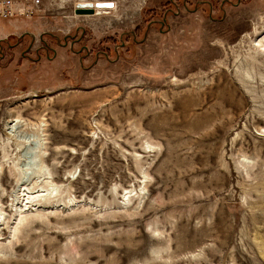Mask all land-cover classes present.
Returning <instances> with one entry per match:
<instances>
[{"label": "rangeland", "instance_id": "obj_1", "mask_svg": "<svg viewBox=\"0 0 264 264\" xmlns=\"http://www.w3.org/2000/svg\"><path fill=\"white\" fill-rule=\"evenodd\" d=\"M165 1L0 19V264H264V0Z\"/></svg>", "mask_w": 264, "mask_h": 264}, {"label": "flooded vegetation", "instance_id": "obj_2", "mask_svg": "<svg viewBox=\"0 0 264 264\" xmlns=\"http://www.w3.org/2000/svg\"><path fill=\"white\" fill-rule=\"evenodd\" d=\"M224 2L226 4H229L228 0H224L221 3V6L219 8V10H221V13H223L222 10V4H224ZM187 0H166L164 3V9L163 12L159 15H157L156 11H153L151 13V15L149 16L150 18L148 19L146 26L144 28V31H142L141 35L139 38H137V33L135 31L130 32V37L133 43L135 44H140L143 43L147 40V38L149 37V34L151 33V27H154V33H155V37H159V36H164L166 34H169L170 32H173L175 25H172L173 21L174 23L178 24L179 20L178 19H182L181 15H180V9L179 6L182 8L183 11L187 12V14L191 15L192 13H195L197 11V6L199 5V3H197L194 8L189 9L187 7ZM200 5H204L207 7V16L212 19V5L210 2L208 1H202L200 2ZM214 20V18H213ZM217 21V20H216ZM80 31V32H79ZM137 31V30H136ZM84 37V29L80 28V29H76V31L74 33H72L71 35H67L62 39V42H60V40H58L57 37H51L52 39H54L55 44L59 45V46H67V44L69 45V48L72 49L75 45H78L81 43L82 38ZM41 45H42V51L45 53L46 57L47 54L49 52H51L52 54H54V51L52 48H50L49 46H47L46 43H44L41 39H40ZM19 43V41H17L16 43H14L12 46H16ZM38 52L36 51V54ZM74 54H76L77 56H80L81 59L80 61H82L85 58H88L90 56L89 51L87 50V48L83 45L79 46L78 49L76 51H74ZM23 56H25V54H22ZM98 56H100V52H97L94 54V61L98 58ZM37 59V58H36Z\"/></svg>", "mask_w": 264, "mask_h": 264}, {"label": "bare ground", "instance_id": "obj_3", "mask_svg": "<svg viewBox=\"0 0 264 264\" xmlns=\"http://www.w3.org/2000/svg\"><path fill=\"white\" fill-rule=\"evenodd\" d=\"M110 7H112V6H110L108 4V2H102V1L99 2L98 1V2H81V3H78V7H75V8L76 9H86V10L87 9H90V10H95V9L96 10L97 9H99V10H105V9H110ZM260 41H263V42H262V44L259 43L260 44L259 45L260 48H258V49H259V51H264V38H262ZM18 123H19L18 120H12L9 123V126L6 127V128L11 132L14 128L18 127V125H19ZM36 138L37 137L31 138L29 141H30V143H31L32 146L29 147V148L28 147L26 148V151L29 154V157H28L29 159L24 163V166L27 167V169H29V171H31V173L35 171V169L37 167V161H38V160L35 161L36 150H37V147L39 145V141ZM38 165H39L38 167L40 169L43 168V166H42L41 163H39ZM25 175H28V174L26 172H24L22 178H25ZM22 178H20V180L22 182H24V180H22Z\"/></svg>", "mask_w": 264, "mask_h": 264}, {"label": "built area", "instance_id": "obj_4", "mask_svg": "<svg viewBox=\"0 0 264 264\" xmlns=\"http://www.w3.org/2000/svg\"><path fill=\"white\" fill-rule=\"evenodd\" d=\"M40 0H0V19L31 18L40 11Z\"/></svg>", "mask_w": 264, "mask_h": 264}, {"label": "water", "instance_id": "obj_5", "mask_svg": "<svg viewBox=\"0 0 264 264\" xmlns=\"http://www.w3.org/2000/svg\"><path fill=\"white\" fill-rule=\"evenodd\" d=\"M75 14H77V15H81V14L91 15V14H93V11L90 9H87V10L86 9H76Z\"/></svg>", "mask_w": 264, "mask_h": 264}]
</instances>
